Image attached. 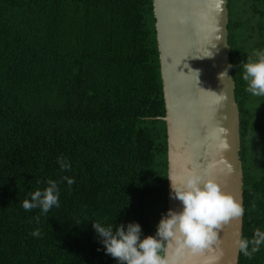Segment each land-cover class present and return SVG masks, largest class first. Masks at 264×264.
<instances>
[{"label":"trees","instance_id":"16d2710c","mask_svg":"<svg viewBox=\"0 0 264 264\" xmlns=\"http://www.w3.org/2000/svg\"><path fill=\"white\" fill-rule=\"evenodd\" d=\"M227 7L250 239L264 230V96L245 91L242 62L264 51V0ZM154 22L152 0H0V264H118L94 221L155 235L167 212V133ZM48 179L59 207L25 211ZM263 255L264 245L252 258L239 250L237 264Z\"/></svg>","mask_w":264,"mask_h":264},{"label":"water","instance_id":"95a60500","mask_svg":"<svg viewBox=\"0 0 264 264\" xmlns=\"http://www.w3.org/2000/svg\"><path fill=\"white\" fill-rule=\"evenodd\" d=\"M152 10L167 133V210L181 208L168 177L181 183L193 170L214 178L243 207L227 0H152ZM241 230L242 218L223 224L218 245L186 251L181 264H237Z\"/></svg>","mask_w":264,"mask_h":264},{"label":"clouds","instance_id":"9594fccd","mask_svg":"<svg viewBox=\"0 0 264 264\" xmlns=\"http://www.w3.org/2000/svg\"><path fill=\"white\" fill-rule=\"evenodd\" d=\"M254 56L242 62V79L246 82V92L252 96H264V51H257ZM222 73L227 75L226 70L221 72L220 79ZM57 163L63 171L71 168L70 162L62 156L57 157ZM168 178L172 198L180 202L181 208H170L162 215L155 235L142 238L141 226L135 222L126 226L121 223L115 230L113 224L103 226L93 222L94 230L102 238L105 253L118 264H181L180 258L186 251L203 253L218 245L222 225L243 217L242 204L231 193L223 191L211 176L193 170L187 172L181 183ZM62 179L69 187L75 182L68 176ZM53 206L59 207V188L53 179H48L46 187L37 188L30 193V199L22 202L25 211L39 208L44 214ZM32 235L38 237L41 233L34 230ZM236 244L245 257L252 258L264 245V230L257 227L250 239L239 237Z\"/></svg>","mask_w":264,"mask_h":264},{"label":"rangeland","instance_id":"374dc122","mask_svg":"<svg viewBox=\"0 0 264 264\" xmlns=\"http://www.w3.org/2000/svg\"><path fill=\"white\" fill-rule=\"evenodd\" d=\"M259 130H260V132H262L261 133V136H260V139L258 138V140L260 141V142H262V141H264V127H259ZM258 137V136H257ZM261 150V146H260V144H259V147H258V151H260ZM261 154V153H260Z\"/></svg>","mask_w":264,"mask_h":264},{"label":"flooded vegetation","instance_id":"af4514ba","mask_svg":"<svg viewBox=\"0 0 264 264\" xmlns=\"http://www.w3.org/2000/svg\"><path fill=\"white\" fill-rule=\"evenodd\" d=\"M227 4H228V0H227ZM240 148H241V140H240ZM240 159H241V155H240ZM241 162H242V159H241Z\"/></svg>","mask_w":264,"mask_h":264}]
</instances>
